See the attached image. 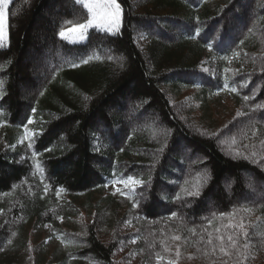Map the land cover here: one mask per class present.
<instances>
[{
  "label": "trees",
  "instance_id": "16d2710c",
  "mask_svg": "<svg viewBox=\"0 0 264 264\" xmlns=\"http://www.w3.org/2000/svg\"><path fill=\"white\" fill-rule=\"evenodd\" d=\"M117 3L120 32L83 43L60 34L89 19L77 0L9 3L0 264H264V0ZM219 94L234 109L222 125ZM128 177L142 183L108 191ZM241 221L246 260L217 239Z\"/></svg>",
  "mask_w": 264,
  "mask_h": 264
},
{
  "label": "snow or ice",
  "instance_id": "6c2138e0",
  "mask_svg": "<svg viewBox=\"0 0 264 264\" xmlns=\"http://www.w3.org/2000/svg\"><path fill=\"white\" fill-rule=\"evenodd\" d=\"M10 3V0H0V48L6 46V33H5V24H6V7ZM77 3H80L86 10L89 16V19L86 23L76 25L72 31L79 32L80 37L83 38L84 33L87 31L89 27L96 26L102 30H107L109 32H113V29L119 27L121 22V7L117 3V0H77ZM61 36H64V32L60 33ZM248 99V97H245ZM257 107H260L259 105ZM31 122V121H29ZM31 145H29L30 147ZM253 156L256 153H252ZM248 157H245L247 159ZM257 162V161H254ZM125 186L135 185L142 183V181L136 180L132 177H128L126 180L122 181ZM198 194L189 192V195ZM178 198V197H177ZM250 211V209H249ZM229 229H235V231L230 232L227 235L228 246L224 244V236L221 235L217 237L218 240L221 241L219 244V251L225 255H230V249H236L237 252H240L241 258L246 260L247 250L250 247L247 238L248 232L246 231V225L241 221L238 224L228 225ZM242 236L244 238V243L242 246L239 245V237ZM174 239L179 240L180 237L176 236ZM208 244H212V239L210 238L207 241ZM215 251V248L213 249ZM179 255V252H177ZM157 259H162V257H157ZM168 264H173V261H168Z\"/></svg>",
  "mask_w": 264,
  "mask_h": 264
},
{
  "label": "rangeland",
  "instance_id": "374dc122",
  "mask_svg": "<svg viewBox=\"0 0 264 264\" xmlns=\"http://www.w3.org/2000/svg\"><path fill=\"white\" fill-rule=\"evenodd\" d=\"M8 6H9V4L7 5L6 10H5L6 11V24H5L6 44L8 42ZM60 12L61 11L59 9L55 11V16L52 17V20L53 21H56V19H58L57 14H60ZM121 25H122V11H121V22H120L119 27L116 28V29H113V32H109L107 30H104V31L109 32L111 34H117L121 30ZM93 28H98V27H96V26L89 27L87 29V31L84 33L83 38L80 37V33L79 32H73L72 31L73 28L72 29H69V30H66L64 32V36L63 37L67 41H69L71 43H83V42L86 41L88 32L91 29H93ZM169 34H172L173 35L172 37L176 36L175 35L176 34L175 31L173 32L172 29H170ZM45 36L46 37L43 38V40H42L43 43H44V45H46V43H49V37L47 35H45ZM174 39H171V40H174ZM35 59H36V63H35V66L34 67H35V71L36 72L35 71L34 72H35L36 76L39 75V77H40V79H36V80H37V82L39 84L41 82H42L41 84H43V80H44L43 78L45 77V73L47 71L48 64H47V61L44 62V61H42L37 56L35 57ZM28 93H31V91H29ZM28 93H27L26 97H28L30 95V94L28 95ZM214 101H215V104L213 106H215V107L213 109L215 111L214 113H215V116H216V117L214 116V118L219 120V123L218 124H220V125H222L223 123H225V124L228 123L232 119V117H229V115L231 116L232 115L231 114L232 113V110H234L233 109V104L230 102V100H229L228 97H226L224 95H221V94L217 95L215 97ZM116 114L119 115L121 118H125V119H128V120L131 119V118L132 119H135V116H134L135 114H134L132 108L130 110L126 111V112H122L121 110H119L118 112H116ZM149 118L147 119L148 120L147 122L145 121V123H146L145 128L155 127V126L159 125L160 122H161L160 119L156 116V114L150 115ZM164 131L165 130H162V132L161 133H158V134L159 135H163L164 134L163 133ZM226 137L227 136L225 135V138ZM2 143H3V140H2V136H1L0 137V145H2ZM228 143H230V146L235 145V142L230 141L228 139V137H227V144ZM179 152H180L181 155H184L185 154V150H184V147L183 146H180L179 147ZM247 179H248L249 183L254 184L253 181H252V179L249 178L248 176H247ZM138 186H139V184H135V185H129V186L126 187L123 182H116V183L109 184L108 187H107V189H108V191L110 193H114L115 194V193H118L120 191L135 190ZM253 187H257V186H253ZM224 188L228 192V194H230V190H229L230 189V186H228V188H227V185H226ZM254 191H256V190H254ZM256 195L257 194L254 192V196H256ZM260 195H261V193H260ZM47 229H49V228H47ZM124 257H126V256L125 255H122L121 259L124 258Z\"/></svg>",
  "mask_w": 264,
  "mask_h": 264
}]
</instances>
